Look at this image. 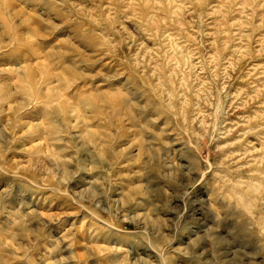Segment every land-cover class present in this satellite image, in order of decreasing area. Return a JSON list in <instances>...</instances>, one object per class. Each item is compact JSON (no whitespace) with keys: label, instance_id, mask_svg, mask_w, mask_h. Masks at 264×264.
<instances>
[{"label":"rangeland","instance_id":"1","mask_svg":"<svg viewBox=\"0 0 264 264\" xmlns=\"http://www.w3.org/2000/svg\"><path fill=\"white\" fill-rule=\"evenodd\" d=\"M0 264H264V0H0Z\"/></svg>","mask_w":264,"mask_h":264}]
</instances>
